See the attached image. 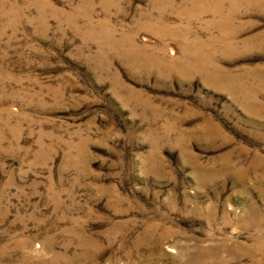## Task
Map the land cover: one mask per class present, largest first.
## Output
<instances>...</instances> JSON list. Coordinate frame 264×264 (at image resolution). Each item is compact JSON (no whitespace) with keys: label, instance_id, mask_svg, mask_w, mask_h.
Returning <instances> with one entry per match:
<instances>
[{"label":"rangeland","instance_id":"374dc122","mask_svg":"<svg viewBox=\"0 0 264 264\" xmlns=\"http://www.w3.org/2000/svg\"><path fill=\"white\" fill-rule=\"evenodd\" d=\"M263 243L264 0H0V264Z\"/></svg>","mask_w":264,"mask_h":264},{"label":"bare ground","instance_id":"6f19581e","mask_svg":"<svg viewBox=\"0 0 264 264\" xmlns=\"http://www.w3.org/2000/svg\"><path fill=\"white\" fill-rule=\"evenodd\" d=\"M168 29V28H167ZM173 31V30H172ZM171 31V32H172ZM138 48V47H137ZM138 50V49H137ZM143 50V49H142ZM163 50V49H162ZM145 51V48L144 50ZM139 52V51H138ZM147 52V51H145ZM158 52V51H157ZM141 53V51H140ZM144 53V52H143ZM152 53V52H151ZM147 54V53H146ZM150 54V53H149ZM156 54V53H155ZM160 56L157 57V60L161 63H165L167 61V59L161 54L159 53ZM158 54V55H159ZM152 56V55H149ZM157 56V55H156ZM151 57H149L150 59ZM147 59H148V55H147ZM154 59V58H153ZM172 61V60H170ZM153 63V62H152ZM170 63V62H169ZM167 65V64H166ZM168 66V65H167ZM172 66V65H171ZM250 256L252 257V263L251 264H264V243L261 245H256L253 250H251L250 252Z\"/></svg>","mask_w":264,"mask_h":264}]
</instances>
